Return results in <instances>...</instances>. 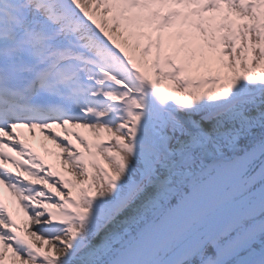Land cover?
Masks as SVG:
<instances>
[{
	"label": "snow or ice",
	"instance_id": "1",
	"mask_svg": "<svg viewBox=\"0 0 264 264\" xmlns=\"http://www.w3.org/2000/svg\"><path fill=\"white\" fill-rule=\"evenodd\" d=\"M4 187L0 264H264V0H0Z\"/></svg>",
	"mask_w": 264,
	"mask_h": 264
},
{
	"label": "bare ground",
	"instance_id": "2",
	"mask_svg": "<svg viewBox=\"0 0 264 264\" xmlns=\"http://www.w3.org/2000/svg\"><path fill=\"white\" fill-rule=\"evenodd\" d=\"M73 131H76L75 129H73ZM86 134H93L91 131H88L87 130V132H86ZM37 135H39V137L40 138H42V137H45L42 133H40V134H37ZM34 137V142H39L40 141V138H38V136H31L30 137V139H32ZM46 139V141H47V138H44V140ZM51 141V140H50ZM47 143V142H46ZM45 143V144H46ZM49 143V148L51 149V151H52V154H56V156H57V158L55 159L54 157H53V159H52V161H49L47 164H49V165H51L52 166V170L53 171H59V172H62V173H64V175L66 176V177H68V178H70V179H73V175L70 173V172H68V170H66V169H69V165H67V164H63L62 163V157H61V155H60V150H59V148H57L56 147V145L53 143V142H48ZM36 144V143H35ZM39 144V143H38ZM78 147H83L82 145H78ZM46 154H51V153H48V152H46ZM68 167V168H65V167ZM91 170V169H90ZM9 193H11V192H9ZM12 198H14V197H12Z\"/></svg>",
	"mask_w": 264,
	"mask_h": 264
},
{
	"label": "rangeland",
	"instance_id": "3",
	"mask_svg": "<svg viewBox=\"0 0 264 264\" xmlns=\"http://www.w3.org/2000/svg\"><path fill=\"white\" fill-rule=\"evenodd\" d=\"M85 130L86 129H81V131H83L82 134L86 135L89 139H93L94 140V139H106L107 138V134L106 133H100L98 136L95 135V134H89L88 135V134H86L87 130H86V132H85ZM78 145L79 144L77 142V146ZM65 168H68V167L66 166ZM66 170H68V169H66ZM75 179H76V177L73 176V180H75ZM18 210H19V214H20V217H21L22 222L25 223L27 221V219H28L27 216L25 215L24 211L20 207H18Z\"/></svg>",
	"mask_w": 264,
	"mask_h": 264
}]
</instances>
